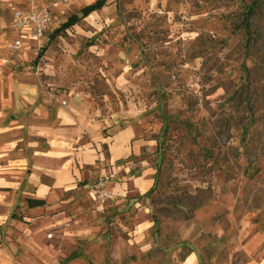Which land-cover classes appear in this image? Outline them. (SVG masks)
<instances>
[{
	"label": "rangeland",
	"instance_id": "374dc122",
	"mask_svg": "<svg viewBox=\"0 0 264 264\" xmlns=\"http://www.w3.org/2000/svg\"><path fill=\"white\" fill-rule=\"evenodd\" d=\"M7 2L3 264H264V0ZM28 6L51 21L13 51L12 13ZM124 130L143 148L113 163ZM144 168L147 192L123 187ZM37 195L55 206L27 213Z\"/></svg>",
	"mask_w": 264,
	"mask_h": 264
},
{
	"label": "crops",
	"instance_id": "0c3cea01",
	"mask_svg": "<svg viewBox=\"0 0 264 264\" xmlns=\"http://www.w3.org/2000/svg\"><path fill=\"white\" fill-rule=\"evenodd\" d=\"M9 6L10 5L7 2V0H0V45H1V41L6 36V24H5V19L3 16L7 14L8 10H9L8 9ZM12 35H14V34H12ZM1 110L2 109L0 106V111ZM142 148H143V145L142 146H140V145L136 146V143H132L131 136L129 135V133L126 130L121 131L118 134H116L110 142V145H109L110 161L114 163L115 161L127 159L129 157H132L133 155H137V154H139V152L141 151ZM1 150L2 149L0 148V155L3 152ZM21 175L22 174L19 171H15V190H16V187H18V185L20 184L19 180L22 179V177H23ZM29 184L34 186L33 188L37 187V189H36L37 194H39V192H44L46 190V188L44 186L35 185V182L33 180L29 181ZM56 184H58V183L56 182ZM152 184H153V170L144 168V169L140 170L135 177H133L131 180H129V182L127 184H123V187H125V188L129 187V188H131V190H134V192H137L139 194H144L145 192H147L152 187ZM121 188H122V186H120V189ZM10 190H11V187H8V186L0 183V194L8 193V192H10ZM27 200L43 201V202H45V206L41 207V208L29 209L27 207V204H26ZM2 203H3L2 202V196L0 195V207H2ZM22 203L25 205L26 211L29 214L38 212L39 210H46V209H49V208H52L53 206H55V203L53 204L51 202H47L46 199L40 197L39 195H37L33 198L25 197L23 199ZM56 203L60 204V202H56ZM12 214H14V213H12ZM16 215H17L19 220H14L11 218V216L9 219H10V221H12L14 227L18 228L20 225L25 224L24 223L25 218H24L23 214L22 215L16 214ZM2 252H3V245L0 242V255L3 254ZM0 264H3V262L1 260H0ZM7 264H15V258H13L12 261L7 263Z\"/></svg>",
	"mask_w": 264,
	"mask_h": 264
},
{
	"label": "built area",
	"instance_id": "2783aa9c",
	"mask_svg": "<svg viewBox=\"0 0 264 264\" xmlns=\"http://www.w3.org/2000/svg\"><path fill=\"white\" fill-rule=\"evenodd\" d=\"M51 21V9L49 6H28L24 9H17L12 13L10 24L11 33L14 34L11 49L18 51L32 43L39 42L44 36ZM101 176L96 186V199L99 203H104L110 199L107 192L108 177L112 178L113 173Z\"/></svg>",
	"mask_w": 264,
	"mask_h": 264
},
{
	"label": "trees",
	"instance_id": "16d2710c",
	"mask_svg": "<svg viewBox=\"0 0 264 264\" xmlns=\"http://www.w3.org/2000/svg\"><path fill=\"white\" fill-rule=\"evenodd\" d=\"M100 6H101V2L97 1L94 5H92L86 10L87 11L94 10V9L97 10L99 9ZM261 8H262V2L257 1L255 4V8L252 11L253 13L251 12L252 19L256 18L257 16L261 17V13H262ZM251 26L252 25H249V27ZM256 31H257L256 36L253 39V43L255 42V44H258L260 41L264 39V36H263V32H261L258 27L256 28ZM26 204L29 209L41 208L45 206V202L39 201V200H27ZM11 218L14 220H19L16 214H12ZM69 258L66 261H69Z\"/></svg>",
	"mask_w": 264,
	"mask_h": 264
}]
</instances>
